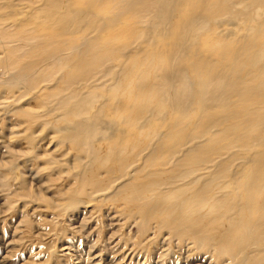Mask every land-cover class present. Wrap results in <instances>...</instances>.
Segmentation results:
<instances>
[{"label": "rangeland", "instance_id": "obj_1", "mask_svg": "<svg viewBox=\"0 0 264 264\" xmlns=\"http://www.w3.org/2000/svg\"><path fill=\"white\" fill-rule=\"evenodd\" d=\"M263 202L264 0H0V264H264Z\"/></svg>", "mask_w": 264, "mask_h": 264}, {"label": "bare ground", "instance_id": "obj_2", "mask_svg": "<svg viewBox=\"0 0 264 264\" xmlns=\"http://www.w3.org/2000/svg\"><path fill=\"white\" fill-rule=\"evenodd\" d=\"M165 12H167V11H165ZM168 13V12H167ZM60 57V56H59ZM233 76V75H232ZM231 76V77H232ZM236 79H238V77L236 76ZM224 80H225V78H222V80L220 79V78H218V77H216L215 79H214V83H213V86H214V88L217 86V85H219V84H222V83H224ZM240 81V80H239ZM239 81H236V82H239ZM167 90L171 93V95L173 96V99H174V101H176L178 104H181L182 103V99H181V97H182V95L183 94H186V93H188L190 90H191V88H190V86L187 84V82L186 81H183V83H182V85L177 89V90H175V92H173L172 91V86H170V85H168V88H167ZM214 99H217V97H215L214 96ZM189 177V176H188ZM256 184V187L257 188H259L261 185H262V183H254V185ZM156 187V188H158V189H160V188H162V189H166V188H171L170 187V184L169 183H167V182H161V183H157V184H152V185H150V187L152 188V187ZM253 187V185L251 186V188ZM128 190V189H127ZM137 190V189H136ZM135 190V195H137L136 197H137V199L136 200H139V199H142V198H144V196H146L145 194H149V191L147 190V191H145L143 194L138 190V191H136ZM151 190V189H150ZM154 190V189H153ZM130 191V190H129ZM155 193V192H154ZM134 194V193H133ZM159 197V196H158ZM157 197V198H158ZM169 197H171L170 195H169ZM160 198V197H159ZM158 198V199H159ZM162 198V197H161ZM165 199V198H164ZM214 199V198H213ZM173 201V200H172ZM211 201V200H210ZM134 202V200H132V203ZM171 202V201H170ZM256 202V201H255ZM158 204H157V206H159V201L157 202ZM257 203V202H256ZM264 203V202H263ZM169 204V203H168ZM175 204V203H174ZM254 205L255 204H250V203H248V206L249 207H251V208H254ZM264 204H260V206H261V211H263L264 210V208L262 207ZM183 206H186V204H184ZM198 206H199V204H197L196 203V201H194V207H196V209L198 208ZM201 206V205H200ZM256 206L257 205H255V208H256ZM169 207V206H168ZM137 208H138V206H137ZM155 208V207H154ZM139 209V208H138ZM169 209V208H168ZM196 209H195V214H196V221H197V224H195V222H193V224H192V222L190 221V217H188V216H186L184 213L182 214V215H180L179 216V219H177V220H175L173 223L174 224H176V226H178V227H180L181 229H182V235L183 236H187V235H191V236H193V238L196 240L197 238H198V234H203V232L206 230V228L207 227H200V226H198V224H204L205 225V223H206V221L207 220H209L210 219V214H214L215 212H218V210H217V208H215L214 206H213V208H211V210L209 211V212H207V213H202L201 211L200 212H197L196 211ZM150 210H153V209H150ZM259 215L261 216V217H263L261 214H255L254 216H253V219H260V217H259ZM158 217V212H156L155 213V211H154V213L153 212H151V213H148V216H145V218L147 219V220H154V219H156ZM257 221V220H256ZM148 222V221H147ZM210 225L208 226L210 229H211V227H214L215 225H216V221L213 219V220H211L210 221ZM184 224V225H183ZM172 226H175V225H172ZM254 226H256V224H254L253 223V221H249L248 222V225H247V227L248 228H250V229H252ZM261 227V226H260ZM209 228H207V229H209ZM247 229V228H246ZM213 230H215V229H213ZM248 230V229H247ZM254 230V229H253ZM252 230V231H253ZM249 231V230H248ZM249 233H250V231H249ZM205 235H208L209 234V231L208 232H205L204 233ZM239 234V233H238ZM253 235V234H252ZM210 237V236H209ZM227 237V236H226ZM229 237V236H228ZM227 237V238H228ZM207 237L206 236H204V237H201L197 242L200 244L201 242L202 243H204L206 240ZM255 238V237H254ZM254 238H253V242H254ZM257 239V238H256ZM252 240V239H251ZM250 240V241H251ZM247 241H249V240H247ZM235 242V241H234ZM256 242V241H255ZM262 242V241H261ZM227 243V240H225V239H220V244L222 245V250H225L226 248H225V246L227 245L226 244ZM207 244V243H206ZM206 244L204 245V246H206ZM241 244V243H240ZM229 245V244H228ZM231 245V244H230ZM233 245V244H232ZM249 245V244H248ZM254 245V244H253ZM243 248V247H242ZM245 249H248V248H245ZM228 251V250H227ZM230 251V250H229ZM228 251V252H229ZM231 252V251H230ZM229 252V253H230ZM240 252V251H239ZM228 253V254H229ZM243 253H244V251H243ZM231 254H232V252H231ZM238 254V253H237ZM235 255V254H234ZM260 255V254H259ZM251 256V255H250ZM237 257H238V255H237ZM249 257V256H248ZM252 257V256H251ZM251 259V258H250ZM264 259V258H263ZM250 262V261H249ZM250 264H259L258 262H256L255 261V259H252L251 260V263Z\"/></svg>", "mask_w": 264, "mask_h": 264}]
</instances>
